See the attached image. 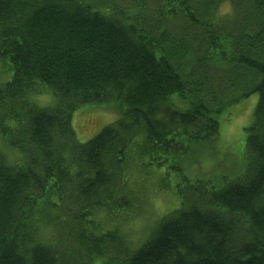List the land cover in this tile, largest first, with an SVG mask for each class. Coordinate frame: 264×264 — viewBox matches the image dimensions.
Wrapping results in <instances>:
<instances>
[{
    "label": "trees",
    "instance_id": "1",
    "mask_svg": "<svg viewBox=\"0 0 264 264\" xmlns=\"http://www.w3.org/2000/svg\"><path fill=\"white\" fill-rule=\"evenodd\" d=\"M246 1L237 18L239 0H155V16L149 0L116 14L91 0H0V65L13 72L0 86V148L18 152L11 162L0 149V264H264V0ZM226 3L233 13L215 17ZM242 70L257 85L227 99ZM254 93L243 175L197 189L182 161ZM48 94L52 104L33 100ZM108 103L119 118L78 143L73 114ZM170 157L199 198L131 247L121 224L143 188L132 164Z\"/></svg>",
    "mask_w": 264,
    "mask_h": 264
},
{
    "label": "rangeland",
    "instance_id": "2",
    "mask_svg": "<svg viewBox=\"0 0 264 264\" xmlns=\"http://www.w3.org/2000/svg\"><path fill=\"white\" fill-rule=\"evenodd\" d=\"M91 1V4L97 9L108 14H116V8L126 11L130 3L129 0ZM148 4L151 15L155 16L158 9L155 5V0H149ZM236 8L237 18L251 13L250 4L246 0H239ZM232 9L230 4L226 3L215 12V17H229L233 13ZM1 64L0 86L2 82H8L13 76V72L11 71L10 74V70L8 69L10 65L7 63ZM240 73H244V79L235 87H230L231 93L227 99H232L241 95L243 91H248V85L253 88L257 85L258 80L253 75H247L244 70ZM33 100L35 103L46 106L52 104L54 99L51 94H48L37 96ZM258 101L259 94L254 93L236 104L226 106L218 114L220 125L218 138L213 142H206L202 148L198 149L200 152L195 153L194 162L191 161L192 159L185 162L182 161L184 174L188 177L189 181L197 182V189L200 190L204 186L207 187L208 185L205 181L212 184L209 181L210 179L217 184H224L230 180H236L243 175L248 161L246 151L248 129L252 125ZM114 106L116 105H113V103L90 104L77 109L73 114L72 124L78 143H87L104 127L114 123L119 118V114L115 111L116 108ZM1 143L2 140L0 141ZM0 149L11 162L18 159V152L13 148L4 146ZM170 160L171 157L162 167L153 166L150 169L145 167L146 164L137 163L139 160L137 162L134 161L132 164L133 178L136 181L138 175L143 177V188L140 194H137V198L134 201L136 207L132 211H129L130 213L126 217L125 223L121 224V231L124 234L122 237L125 238L124 240H126L127 244L130 243L131 247L140 245L145 240L149 230L157 223L156 221L172 210L179 208L183 200L192 201L194 198H199L198 194L195 196L197 191L193 190V187L189 189L187 184H185L181 173L174 169V172L172 171L170 167L172 162ZM174 161L177 160L175 159ZM144 173L146 174L144 175ZM135 187L139 186L136 185ZM179 188L181 190H178Z\"/></svg>",
    "mask_w": 264,
    "mask_h": 264
}]
</instances>
